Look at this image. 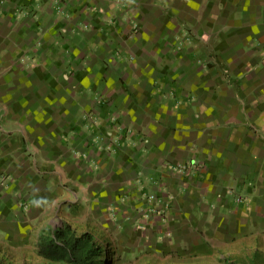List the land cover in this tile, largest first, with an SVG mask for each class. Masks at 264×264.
I'll use <instances>...</instances> for the list:
<instances>
[{
    "label": "crops",
    "instance_id": "0c3cea01",
    "mask_svg": "<svg viewBox=\"0 0 264 264\" xmlns=\"http://www.w3.org/2000/svg\"><path fill=\"white\" fill-rule=\"evenodd\" d=\"M21 192L261 234L264 0H0V202Z\"/></svg>",
    "mask_w": 264,
    "mask_h": 264
},
{
    "label": "rangeland",
    "instance_id": "374dc122",
    "mask_svg": "<svg viewBox=\"0 0 264 264\" xmlns=\"http://www.w3.org/2000/svg\"><path fill=\"white\" fill-rule=\"evenodd\" d=\"M7 198L0 202V264H73L41 251L57 227L72 236H92L89 248L95 249L83 264H264V230L231 240L220 231L207 243L179 241L170 225L171 206L149 222L143 211L138 218L120 217L92 201H63L57 194L49 201L26 192Z\"/></svg>",
    "mask_w": 264,
    "mask_h": 264
},
{
    "label": "trees",
    "instance_id": "16d2710c",
    "mask_svg": "<svg viewBox=\"0 0 264 264\" xmlns=\"http://www.w3.org/2000/svg\"><path fill=\"white\" fill-rule=\"evenodd\" d=\"M51 237L41 246V251L47 257L57 259H67L73 264H83L93 251L89 248L92 236L89 233H83L79 236L68 234V230L63 227L52 229Z\"/></svg>",
    "mask_w": 264,
    "mask_h": 264
},
{
    "label": "built area",
    "instance_id": "2783aa9c",
    "mask_svg": "<svg viewBox=\"0 0 264 264\" xmlns=\"http://www.w3.org/2000/svg\"><path fill=\"white\" fill-rule=\"evenodd\" d=\"M185 165H181L180 167H184ZM239 201V200H238Z\"/></svg>",
    "mask_w": 264,
    "mask_h": 264
}]
</instances>
